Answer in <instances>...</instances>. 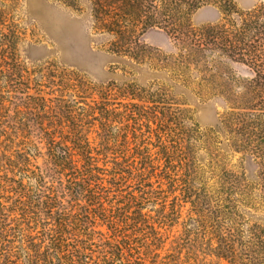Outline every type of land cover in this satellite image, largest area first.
Wrapping results in <instances>:
<instances>
[{"label":"trees","instance_id":"obj_1","mask_svg":"<svg viewBox=\"0 0 264 264\" xmlns=\"http://www.w3.org/2000/svg\"><path fill=\"white\" fill-rule=\"evenodd\" d=\"M14 1L0 0V264H243L230 240L235 206L224 185L213 198L198 150L264 160V0L244 9L235 0H57L85 6L108 50L137 64L154 58L144 32L164 29L177 51L162 54V71L188 88L201 75L196 84L221 99L205 130L186 122L165 84H93L53 63L28 67L5 12ZM205 4L220 17L192 25ZM222 61L247 74L222 73ZM21 108L34 118H13Z\"/></svg>","mask_w":264,"mask_h":264},{"label":"rangeland","instance_id":"obj_2","mask_svg":"<svg viewBox=\"0 0 264 264\" xmlns=\"http://www.w3.org/2000/svg\"><path fill=\"white\" fill-rule=\"evenodd\" d=\"M235 4L238 9H244L251 1L235 0ZM11 6L6 7L5 12L14 23L13 27L18 34L17 52L28 67L53 63L68 70H75L93 84L112 80L118 83L133 80L140 86L165 84L176 98L184 102L188 115L186 122H195L204 130L214 127L217 123L222 112L219 101L221 99L211 96V91L206 89L205 84H196L201 75L192 73L190 79L193 82L188 84V88L176 82V77H173V80L168 73L162 71V54H175L177 51L173 39L164 29L152 27L144 32L141 40L148 46L150 56L154 58L151 65L137 64L108 50L105 35L93 28L85 6L74 9L57 0H15ZM219 17L217 6L205 4L190 15V23L198 26L214 22ZM220 70L224 74L239 77L247 74L244 67L229 61H222ZM29 86H35L34 82ZM27 92L34 91L29 89ZM12 108L13 106H10L9 110ZM26 113L27 110L21 108L20 112L12 113V117L22 120L34 118ZM18 125L24 128L36 127L33 123ZM228 153L230 155L224 154L217 158L210 151L207 154L198 150L201 162L208 165L205 176L214 184L211 187L213 198L217 197V191L221 190L219 186L224 185L223 198L230 196L231 205L235 206L232 210L235 212L236 223L230 240L236 242L235 248L244 258L243 264H264V160L245 158L241 152ZM224 168L230 171L229 179L223 172ZM184 216L185 213L175 222L172 231L180 232L184 227ZM195 252L197 258L204 257L202 252ZM210 264L226 262L214 258Z\"/></svg>","mask_w":264,"mask_h":264}]
</instances>
